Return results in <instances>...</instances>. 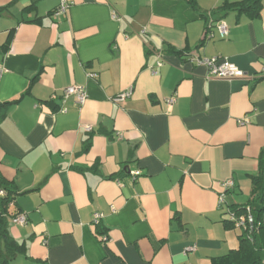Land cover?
I'll use <instances>...</instances> for the list:
<instances>
[{
    "label": "crops",
    "instance_id": "1",
    "mask_svg": "<svg viewBox=\"0 0 264 264\" xmlns=\"http://www.w3.org/2000/svg\"><path fill=\"white\" fill-rule=\"evenodd\" d=\"M70 1L56 15L61 0H0L10 264H211L236 250L224 213L248 204L264 148V0L256 17L218 10L242 0ZM189 57L246 77L209 79Z\"/></svg>",
    "mask_w": 264,
    "mask_h": 264
},
{
    "label": "trees",
    "instance_id": "2",
    "mask_svg": "<svg viewBox=\"0 0 264 264\" xmlns=\"http://www.w3.org/2000/svg\"><path fill=\"white\" fill-rule=\"evenodd\" d=\"M187 1L192 7H196L195 0ZM261 2L262 0H242L238 3L225 2L218 10L223 12H244L251 17H256ZM9 104L10 103H3L0 105V122L5 118L7 106ZM250 181L251 191L248 204L230 210L236 215H246L247 211H249L252 224L246 222V229H241L242 235L240 236V244L236 250L230 251L224 256L213 258L211 264H264V225L262 223V216L264 214V148L260 151L258 157L257 172L255 175L250 176ZM0 189L5 192V197L0 198V210L3 212L8 203L12 201V196L10 195L11 193L8 192L5 181L1 175ZM226 214L227 211L224 213V217L225 221H228ZM97 235L101 236L98 233ZM0 241L4 243V247L7 251V253L0 252V264H10L11 258L15 256L21 246L10 237L5 226L0 228Z\"/></svg>",
    "mask_w": 264,
    "mask_h": 264
},
{
    "label": "built area",
    "instance_id": "3",
    "mask_svg": "<svg viewBox=\"0 0 264 264\" xmlns=\"http://www.w3.org/2000/svg\"><path fill=\"white\" fill-rule=\"evenodd\" d=\"M73 2L70 0H61L59 7L54 12L56 15H63L67 9L72 6ZM215 26L222 38H226L228 35L227 28L225 25L220 21L210 22V24L207 25V30L209 31V28ZM206 30V31H207ZM207 31V32H208ZM188 61L190 63H193L194 65H200L204 66L207 69V78L209 79H218V80H234V79H243L246 77L245 73L241 70H239L237 67L226 61L225 59H222L221 57H213V58H196V57H189ZM158 67L162 66V62L159 60L156 64ZM2 71L0 70V74ZM90 77H95L93 74H89ZM130 96V91L120 95L117 99H115V102H122L124 99L128 98ZM73 98L78 105H82L86 99L85 92L77 87H67L62 90V99L63 101ZM169 104L173 103V100L171 99L168 101ZM61 112H65L64 109L60 110ZM242 124V123H240ZM89 130V129H88ZM138 173H136V176ZM233 187L232 183L228 181L225 184V189H231ZM5 197V192L0 189V198ZM225 203V196L221 195L219 197V204L223 205ZM101 214H94L93 215V223L97 224L98 221L101 219ZM226 217L228 219V223L233 224L235 227L239 229H246V222L249 224H252V218L249 214V211H247L246 215H236L231 210L227 211ZM11 223L13 225L23 226L27 223V216L23 213L18 214L14 218L11 219ZM249 231V230H248ZM106 240V238H103ZM192 250V248H187V251Z\"/></svg>",
    "mask_w": 264,
    "mask_h": 264
}]
</instances>
